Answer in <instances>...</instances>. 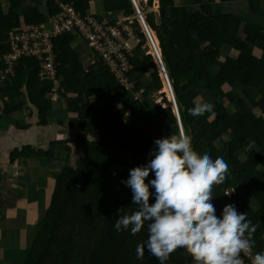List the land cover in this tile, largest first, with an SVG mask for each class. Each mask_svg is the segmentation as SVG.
<instances>
[{"label": "trees", "instance_id": "trees-1", "mask_svg": "<svg viewBox=\"0 0 264 264\" xmlns=\"http://www.w3.org/2000/svg\"><path fill=\"white\" fill-rule=\"evenodd\" d=\"M6 1L7 10L0 6V63L9 52L10 32L40 25L55 12L49 0ZM60 1L82 17L96 16L92 0ZM147 1L150 6L153 0ZM235 1H196L187 9L177 7L176 0H158V22L153 13L144 21L158 41L183 135L191 137L197 153L223 157L228 164L224 183L212 188L216 215L226 204L245 212L256 225L254 254L264 251V28L254 26L249 15H243L249 8L243 12L241 1ZM234 3L240 8L231 9ZM256 5L251 8L253 19L260 18L258 8L264 11V0ZM102 12L112 16V24L134 15L130 0H102ZM133 27L139 42L129 76L134 90L141 92L137 100L118 90L100 61L82 63L75 52L82 40L73 34L52 41L57 63L54 81H40L38 61L29 56L20 58L14 77L0 88V119L19 130L50 123L61 126L72 116L75 122L68 126L98 134L92 141L84 132L69 140L82 149L81 158L71 164L53 159L50 150L27 147L28 153L12 152L11 161L25 155L41 169H58L22 264H158L147 252L140 260L135 257L137 243L146 237L143 227L134 236L113 228L117 215L134 210L131 190L122 183L128 170L151 158L148 153L155 147L154 139L179 135L180 130L170 103L163 99L161 109L148 99L162 89V82L137 21ZM205 102L211 104L210 111L201 116L188 113L195 104ZM113 149L120 155L114 157ZM149 178L151 172L145 183ZM166 264L192 261L178 249Z\"/></svg>", "mask_w": 264, "mask_h": 264}, {"label": "clouds", "instance_id": "clouds-1", "mask_svg": "<svg viewBox=\"0 0 264 264\" xmlns=\"http://www.w3.org/2000/svg\"><path fill=\"white\" fill-rule=\"evenodd\" d=\"M210 110L211 104L205 102L187 111L201 116ZM153 143L148 153L151 158L130 168L122 181L131 190L134 210L117 215L113 224L116 232L133 236L145 229L146 237L135 247L136 259L147 252L158 264H166L179 249L192 264H243L241 254L250 256V264H264V251L251 252L256 225L245 212L226 204L217 216L211 203L213 185L224 183L228 173L223 157L197 153L191 137L181 135L180 130L179 135L169 134ZM150 172L152 178L145 183Z\"/></svg>", "mask_w": 264, "mask_h": 264}, {"label": "built area", "instance_id": "built-area-1", "mask_svg": "<svg viewBox=\"0 0 264 264\" xmlns=\"http://www.w3.org/2000/svg\"><path fill=\"white\" fill-rule=\"evenodd\" d=\"M49 1L53 3L55 12L48 14L44 23L8 34L9 52L2 57L0 63V81L13 78L20 58L29 56H33L38 61L39 80L54 81L57 75V63H55L52 41L60 36L73 34L84 41L93 56L106 67L119 91L131 94L134 100L139 99L137 95L141 92L134 90L135 83L129 76L135 45L139 42L134 27L130 30L119 20L120 18L112 24L111 18L98 19L92 15L82 17L67 3L60 0ZM134 14L140 28L142 27L140 20L146 25L138 8L135 9ZM150 32L148 29L142 33L151 51L152 48L158 50V44ZM158 62L164 67L161 58ZM164 78L168 81L166 71ZM241 257L243 264H250V256L241 254Z\"/></svg>", "mask_w": 264, "mask_h": 264}, {"label": "crops", "instance_id": "crops-1", "mask_svg": "<svg viewBox=\"0 0 264 264\" xmlns=\"http://www.w3.org/2000/svg\"><path fill=\"white\" fill-rule=\"evenodd\" d=\"M240 1L241 5L244 4L246 6L247 3L251 4L249 11L243 13V15L249 14L248 18L253 19V11L251 8H257L256 4L261 0ZM235 2H237V0ZM0 4L3 5L4 10H7L8 4L6 0H0ZM233 5L236 6V3ZM260 7L261 6L259 5L258 13H264ZM247 8L249 7L247 6ZM103 15L105 14L103 13ZM109 16L112 17L110 14ZM84 60L91 65L96 62V58H93V56L87 57ZM52 97L54 99L52 100L53 102L57 100L55 94H53ZM94 106H97V104ZM72 122H75V118L71 116L68 117L67 120H64L61 126L56 125L55 123H50L45 127L34 126V128L32 126L30 128L41 130L39 132L47 131L46 136H49L46 144V147H48L47 151H52V156L55 155L54 159H58L61 164H68V157L69 161L73 163L82 156V151L77 155H73L72 150L63 149L66 147L64 145V136H62L64 133H67L69 140L73 141L76 140L75 136L78 133H91L94 134V136L97 133L76 129V126H68L69 123ZM6 123V133L10 136L11 133H14L13 130H16L17 127L12 126V123L10 122ZM3 135L5 136L4 132L0 131V138L3 137ZM50 135H52V138H50ZM88 140L90 139L88 138ZM92 140L94 139H91L90 141ZM72 144L75 146L77 145L75 143ZM28 147L35 148L34 146ZM52 147H54V149H51ZM15 150H18L15 146H11L10 148V146L5 144L2 139L0 140V264H22L26 260L28 256V239H33L35 222L44 213L48 189H50L51 183L57 176L56 173H58V169H41V167L37 166V161L34 159H28L25 155H20L11 161L12 152ZM18 159L24 162H20L21 166L17 165L18 163L16 160ZM30 162L36 163V165L32 164V169H30V167L28 169V163ZM71 163L69 162V164ZM32 205H35V212L32 211V217L28 219V206Z\"/></svg>", "mask_w": 264, "mask_h": 264}, {"label": "rangeland", "instance_id": "rangeland-1", "mask_svg": "<svg viewBox=\"0 0 264 264\" xmlns=\"http://www.w3.org/2000/svg\"><path fill=\"white\" fill-rule=\"evenodd\" d=\"M134 1L136 2L137 8L142 13L143 19H145V17L148 16L149 14L153 13V14H155L156 21L158 22V20H157L158 11H159L158 0H153L150 6H149L147 0H134ZM196 1L203 2L202 4L205 3V0H176V2H177L176 6L177 7L181 6V7H185L187 9H189V8H192V6L196 3ZM0 6L3 9V5L0 4ZM247 6L250 9V3H247L246 6L244 4L242 5L243 9L246 7V9L244 11L247 10ZM236 7L240 8V6L237 5V3H236ZM234 8H235V6H231V9H234ZM133 9H134V13H135V8L133 7ZM91 11L93 12V14L96 15V17L98 19L101 18V19L110 20V18H111L107 14L103 15V12H102V0H92L91 1ZM256 16H255V19H252V21L255 23L254 26H260V27L264 28V13H261V14L258 13V16L260 17L258 19H256ZM119 20L124 22V24H125L124 26L129 27L130 30L133 29L132 27H133L134 21H137L135 14L132 15V16H129V17H127V16L124 17L123 16ZM137 23H138V21H137ZM141 32H142V29H141ZM150 33L153 36V38L156 40V44H158V41H157V39L155 37L154 32H150ZM76 45H78V46L75 48V52L79 55L80 60L82 61V63L85 62V60H84L85 58L92 57V55H93L92 51L88 48L86 43H84L83 41H80L79 44L77 43ZM158 52H159V49H158ZM148 53L153 54L151 52L150 47L147 44V54ZM159 54H160V52H159ZM158 74H159L160 80L162 82V89L159 92L152 93L148 97V99H150L151 102H153L155 105L160 106L161 109H163V108H165V104L163 103V99H165L166 102H168V103H170L171 100H170V97L168 95L167 88L164 91V89H165V85L163 84L164 79H163V77H162V75L160 73H158ZM11 79H12V77H9L8 81L11 80ZM6 82L7 81H4V82L0 81V88L4 89L5 88L4 84ZM252 95L256 96V92H254ZM137 96L140 98L141 97V93H139V95H137ZM3 98H4L3 101H5V99H7L6 97H3ZM51 100H54L52 96H51ZM128 114L129 113H127V115ZM11 125L16 127L15 124H13V123ZM6 127H7V123L4 120L0 119V131H3L5 136H6L5 137L3 135V137H1L0 140L2 139V141L5 144H7L8 146H10V148H11V146H15L16 149L24 151V153H28V148H27L28 146H34L35 147L34 149H38L39 152H44V151L48 150V147H46L47 139L49 138V136L48 137L46 136L47 135V131L39 132L41 130H36V129H34L35 127L30 129V130H26V131H20V130H17L18 128H16V130H13L14 133H11V135L8 136L7 133H6ZM37 129H39V128H37ZM51 136L52 135H50V138H52ZM62 136H64L63 137L64 142H65L64 145L69 147L72 150L73 155H77V154H79L81 152V150H82L81 146L80 147L78 145L75 146L71 142L68 141L69 140V138H68L69 136L67 135V133H64ZM97 136H98L97 133L95 134V136H94V134H91V133L88 134L87 133V139L89 137H92L95 140L97 138ZM51 149H54V147H52ZM112 155L114 157H117V156L120 155V153L118 152L117 149H113L112 150ZM52 157L54 159L55 155H53ZM16 161L18 163L17 165L21 166L20 162H23V161L20 160V159H18ZM69 162L71 163V161H69V157H68L67 163L69 164ZM32 164L36 165L35 162L34 163L30 162V163H28V169H29V167H30V169H32V166H33ZM34 208H35V205L28 206V219L30 217H32V211L35 212Z\"/></svg>", "mask_w": 264, "mask_h": 264}, {"label": "water", "instance_id": "water-1", "mask_svg": "<svg viewBox=\"0 0 264 264\" xmlns=\"http://www.w3.org/2000/svg\"><path fill=\"white\" fill-rule=\"evenodd\" d=\"M131 3H132V6L134 8H137V6L135 5L134 3V0H130ZM140 23H141V29H142V32H145V31H148V29L146 30V25H144V22H142L140 20ZM156 48V47H154ZM153 54L151 53H148L149 55L151 54L154 62H155V65H156V68L158 70V72L162 75L164 81H163V84L166 86L167 88V91H168V95L170 97V100H171V106H172V111L174 113V115L176 116L177 118V121H178V124H179V128H180V131H181V135H183L182 133V129H181V126H180V120H179V116H178V112H177V107H176V104H175V100H174V95H173V92H172V89H171V86H170V83L169 81H166V79L164 78L165 77V70H164V67H162V65L159 64L158 60L160 58V54L158 52V50L152 48V51H151ZM168 80V79H167Z\"/></svg>", "mask_w": 264, "mask_h": 264}, {"label": "bare ground", "instance_id": "bare-ground-1", "mask_svg": "<svg viewBox=\"0 0 264 264\" xmlns=\"http://www.w3.org/2000/svg\"><path fill=\"white\" fill-rule=\"evenodd\" d=\"M166 87V86H165Z\"/></svg>", "mask_w": 264, "mask_h": 264}]
</instances>
